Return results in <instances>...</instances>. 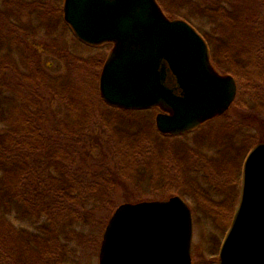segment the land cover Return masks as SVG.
Masks as SVG:
<instances>
[{
	"label": "rangeland",
	"instance_id": "1",
	"mask_svg": "<svg viewBox=\"0 0 264 264\" xmlns=\"http://www.w3.org/2000/svg\"><path fill=\"white\" fill-rule=\"evenodd\" d=\"M155 1L169 19L185 20L197 30L207 43L214 70L233 77L236 84L235 99L225 113L170 141L160 138L155 128L158 109L129 114L103 102L99 76L112 45L93 47L78 41L63 21V0H0V100L10 97V85L13 90L18 80L33 81L43 92L57 96L64 83L70 85L74 101L69 111L56 106L52 97L53 120L60 122L69 141L85 138L94 157L103 149L105 158L108 152L115 153L120 169L117 184H109L115 193L110 207L119 204L104 209L99 224L78 225L76 233L82 237L74 233L66 245L67 232L60 222L51 227L59 232L48 245L41 238L39 244L28 241L33 237L19 238V207L6 197L13 189L0 188V264H98L104 229L119 205L173 196L182 198L191 212L192 264H218L240 195L244 159L256 144L264 143V0ZM187 152L185 164L191 160L187 169L171 171L175 155ZM67 158L69 165L71 158L81 164L80 158L69 154ZM42 174L33 172L28 179L32 184L43 181L41 177L49 181ZM9 175L0 174V184L16 185ZM26 192L45 197L40 190ZM38 225L31 224L29 231L47 237ZM46 249L49 254L43 255Z\"/></svg>",
	"mask_w": 264,
	"mask_h": 264
},
{
	"label": "water",
	"instance_id": "2",
	"mask_svg": "<svg viewBox=\"0 0 264 264\" xmlns=\"http://www.w3.org/2000/svg\"><path fill=\"white\" fill-rule=\"evenodd\" d=\"M63 19L89 46L112 44L99 76L110 107L160 109L155 127L177 136L223 114L236 96L229 75L210 63L204 39L155 0H64ZM192 216L179 196L119 205L110 217L98 264H192ZM218 264H264V143L246 155L240 195Z\"/></svg>",
	"mask_w": 264,
	"mask_h": 264
},
{
	"label": "trees",
	"instance_id": "3",
	"mask_svg": "<svg viewBox=\"0 0 264 264\" xmlns=\"http://www.w3.org/2000/svg\"><path fill=\"white\" fill-rule=\"evenodd\" d=\"M222 3H226V0ZM32 82L27 81L26 84L22 80H18L14 84L13 90L10 85V97L4 96L0 100V174L5 177L11 173L10 178L16 180L17 183L9 186L2 183L0 188L13 189L10 197L5 195L8 201H15L19 207L18 217H16L20 222L17 230L19 238L33 237L28 240L33 244H39V238H41V243L48 245L52 242L51 239H57V232H59L51 227H57V223L60 222L68 233H63V242L66 245L71 240L69 236H73L74 233L82 237L80 233H76L78 225L84 227L89 223L99 224L104 209L111 210L112 207L119 204L118 201L110 207V203L115 202L113 198L115 193L109 184H117L118 175L116 172L118 173L120 169L113 158L115 153L110 156L108 152L109 158H105L102 156L105 149L102 152L100 149V156L94 157L92 153H88L89 149L86 145L88 142L85 138L82 141L80 139L69 141L60 131V122L53 120L55 117L52 97L56 99L54 100L57 102L56 106L68 109L69 103L72 105L74 101L70 94V85L65 83L62 85L61 97L55 93L43 92L44 89L41 90L40 85ZM63 101H65L64 105ZM120 111L129 114L136 113ZM152 131L154 134L156 133L154 128ZM160 136L168 141L180 138ZM96 138L99 139L101 136ZM102 145L103 148H106L104 143ZM111 149L114 150L113 147ZM178 149L186 152L184 149ZM68 154L71 157L80 158L81 164L79 165L78 161L74 163L72 158L71 164H67ZM184 154L180 157L178 154L175 155L170 165L171 171L180 172V169L184 167L187 169L191 160H188L186 165L184 161L188 159L186 157H189V152ZM119 155L117 154V156ZM85 159L88 162L87 166H84ZM64 165H68V167ZM195 170H197L196 167ZM33 172L36 174L38 172L40 175L46 173V176H49V181L41 177L44 182L38 180L32 184L28 178ZM20 182H23L21 186ZM28 190H40L45 193V197L43 195L31 197L27 195L26 191ZM174 193L176 194V192ZM123 199L127 200V197ZM35 222L39 223L38 228H43L46 231L48 238L37 236L29 231L30 225ZM42 253H44L43 255L49 254L48 249ZM34 254L41 255L38 252H34ZM54 264L63 263L56 261Z\"/></svg>",
	"mask_w": 264,
	"mask_h": 264
}]
</instances>
